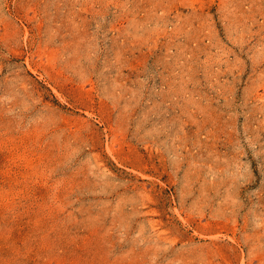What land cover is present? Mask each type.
<instances>
[{
    "label": "rangeland",
    "instance_id": "obj_1",
    "mask_svg": "<svg viewBox=\"0 0 264 264\" xmlns=\"http://www.w3.org/2000/svg\"><path fill=\"white\" fill-rule=\"evenodd\" d=\"M0 264H264V0H0Z\"/></svg>",
    "mask_w": 264,
    "mask_h": 264
}]
</instances>
